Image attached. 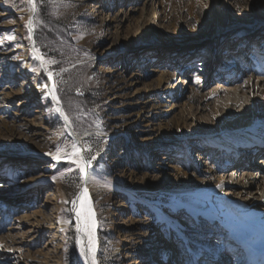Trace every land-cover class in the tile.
Here are the masks:
<instances>
[{
  "label": "rangeland",
  "instance_id": "obj_1",
  "mask_svg": "<svg viewBox=\"0 0 264 264\" xmlns=\"http://www.w3.org/2000/svg\"><path fill=\"white\" fill-rule=\"evenodd\" d=\"M191 1L175 0L169 7L167 1L157 0V12L168 22L164 24L166 34L160 36V43H155L154 34L140 27L141 18L151 12V7H145L140 0H36L33 45L58 82V96L74 131L87 132L83 147L90 150L84 156L97 157L90 186L99 224V264H160L166 255L156 244L159 239L176 242L178 264L201 262L203 255L212 257L215 264H244L227 247L218 225L192 212L188 206L192 197L182 199L169 192L172 188L182 189L191 179L170 176V172L178 167L194 175L198 165L207 160L209 149L204 141L187 145V149L186 145L174 149L161 141L166 133H177L181 122L164 112V106L169 104L166 87L157 90L155 75L150 73L157 63L144 61L156 49L160 53L156 58L158 66L168 72V79L177 82L182 72L194 87L195 115L201 121L208 118L209 109L199 114L200 95L216 84L215 72L223 58L208 64L213 39L203 41L200 48L187 54L176 45L188 32L197 31V15L199 22L205 18L200 9L193 16L184 11ZM28 8L27 0H0V244L25 215L39 216L44 227L40 237L22 244L20 251H15L21 240L14 233L13 243L6 241L8 247L0 248L4 251L0 253V264H17V260L29 256L37 259L29 264H43L48 251L62 256L65 264H81L75 214L71 211V201L78 194V173L69 172L63 162L53 167L55 162L45 155L55 153L57 145L61 149L69 146L64 125L50 101L38 94L30 93L27 105L20 110L2 95L7 92L17 96L21 91L24 76L11 79L2 76L1 70L16 72L26 64L22 48L31 44L25 27ZM238 29H231L234 41L245 39L248 33L246 28ZM207 34L213 35V28H208ZM224 37L226 41L218 44L219 53L227 52L223 44L230 36ZM247 43L254 45L251 40ZM35 68L45 81L44 71ZM245 80L242 75L237 84ZM144 85L148 86L146 92L139 95L137 90ZM142 143L150 145L143 149ZM216 158L210 155L208 164H224L225 157ZM148 186L156 191L154 196L146 192ZM18 191H24L22 199L12 201V193ZM58 220L69 224L59 236L51 229ZM26 232L24 228L21 233L30 237L28 241L33 239L34 235ZM51 240L53 244L47 245ZM208 246L211 247L207 249ZM126 248L129 251L124 256L122 250Z\"/></svg>",
  "mask_w": 264,
  "mask_h": 264
},
{
  "label": "bare ground",
  "instance_id": "obj_2",
  "mask_svg": "<svg viewBox=\"0 0 264 264\" xmlns=\"http://www.w3.org/2000/svg\"><path fill=\"white\" fill-rule=\"evenodd\" d=\"M161 1H167L169 7H172L171 4L175 0ZM140 2L145 7H151V12L141 18L140 27L142 26L148 32L154 34V36L152 35L153 40L155 43H160V36L166 34L167 27L164 24L168 22V19L164 20L157 12V0H140ZM28 6L29 10L26 12L29 21L32 6L30 4ZM199 9L205 15L204 20L201 22H199L197 15ZM176 11H178V8ZM184 11L191 16L194 15L193 12L197 11L196 23L198 27L195 33L188 32L190 34L181 37L176 45L181 46V51H186L187 54L200 48L203 41L208 43L210 39H213L214 43H211L210 49L212 51L208 57V64L210 63V66L216 64L220 57L223 60L219 62L217 72H215L214 82L216 84L214 87H208L209 89L203 91L200 95L202 105L198 108L199 114L209 109L208 118L205 121L199 120L195 115L192 106L195 97L194 87L189 79L182 76V72L178 74L177 82L171 78L168 79V72L158 66L156 58L160 53L156 49L144 61L147 63L155 61L157 63V66L151 69L150 73L155 75L158 83L157 90L166 87L165 93L168 95L169 104L164 106V112L177 116L181 122L177 133L172 135L166 133L168 135L163 136L161 141L166 144L169 143L171 147H176L174 149H178L180 145L183 147L186 145L185 148L187 149V145L194 146L196 141H204L205 146L209 149V151L207 149V160L198 165L197 172L194 175H188L187 172L178 167L170 172V176H185L191 179L190 183L182 189L175 190L172 188L169 192L177 194L182 199L192 197V202L188 204L189 208H192L194 214L207 218V222H214L218 225L220 234L227 242V247L230 251L239 255L240 263L264 264V0H192L188 9L185 7ZM210 27L213 28V35L207 37V30ZM241 27L246 28L248 33L245 35V39L234 41L236 36H233L231 29ZM224 36H230L228 42L223 44L227 52L219 53L218 44L225 40ZM248 40L253 41L254 45H248ZM216 41L219 42L215 43ZM250 47L252 49L248 51ZM34 49L36 48L32 44L22 48L26 53V64L18 68L16 72H11L6 68L1 70L2 76L11 79L24 76L20 85L21 91L17 96H12L7 92L2 95L9 104L19 110L27 105L26 97L30 96V93L38 94L43 100L48 99L53 105V112L57 119L64 125L67 140L70 141V144L73 140L78 141L83 146V139L87 132H75L72 124L70 128L67 127L63 118L56 112V108H62V104L57 105L51 95L45 98V92L52 87V81L49 80L45 72V81L39 78V71L35 66L43 70L46 64L40 52L34 51ZM225 54L227 56L224 57ZM241 54L243 55L241 56ZM226 57H231L229 58L231 60L225 61ZM197 72L201 73V69H198ZM242 75L246 76V80L241 84H237V79ZM45 84L48 85V88L42 87ZM147 87V85H144L143 88L137 90V93L142 95L146 92ZM157 115L159 114H153V116ZM70 144L62 150H70ZM149 145L148 143H142L143 149ZM63 155L64 152L62 151L61 156L63 157ZM210 155L217 158L225 157L224 164L217 167L211 166L208 164ZM186 156H190L189 151H187ZM217 185L222 187L218 188ZM88 190L94 214L96 201L94 194L91 192L90 184ZM146 192L150 196H154L156 193L150 187L148 190L146 187ZM23 193L24 191L12 193L15 194L12 201L19 202L24 195ZM76 207L77 209L80 208L79 201H77ZM75 220V227L77 228L78 221L76 217ZM94 220L96 222L94 239L98 257L97 264H99L100 244L97 241L99 224L95 216ZM43 222L39 216L31 218L30 215H25L19 218L16 226H12L8 235L4 237L5 239L3 238V246L8 247V241L13 243V235L16 233L17 238L20 237L21 245L16 243L18 246L15 247V251H20V247L27 243H33L40 237V232L44 227ZM68 226L69 224L66 222L58 220L54 221L51 229L56 232L55 235L59 236ZM79 226L84 227V220L79 222ZM24 228L27 229L26 233L34 235L30 241H28L30 238L28 235L24 236L21 233ZM78 235L81 238L82 245L86 246L88 237L83 231ZM185 243L187 245V241ZM51 244H53V240L47 243V245ZM156 244L166 255L165 261L160 264H178L176 242L159 239ZM219 246L217 245L218 248ZM209 247L211 246L206 248L209 249ZM117 251L119 252V249ZM128 251V248L122 250L123 255L125 256ZM1 252L4 251L0 250ZM193 252L191 250L190 253L193 254ZM217 254L215 253L214 256L217 257ZM166 257H169L167 261ZM203 257L205 259L201 258L199 260L201 262L196 261L193 264H203L209 261L211 264H215V260L211 259L212 257L210 258L207 255H203ZM80 259L81 264H84L81 256ZM35 260H37L35 257L29 256L24 260H17L16 263L29 264V262ZM43 264L65 263L62 256H54L52 252L48 251Z\"/></svg>",
  "mask_w": 264,
  "mask_h": 264
},
{
  "label": "snow or ice",
  "instance_id": "obj_3",
  "mask_svg": "<svg viewBox=\"0 0 264 264\" xmlns=\"http://www.w3.org/2000/svg\"><path fill=\"white\" fill-rule=\"evenodd\" d=\"M9 0H4V3H8ZM28 4H30L32 7L30 8V12L35 13L36 12V0H27ZM26 28L29 30V39L32 38V17H29L28 23L25 25ZM10 39H13L14 37H9ZM34 51H38V49H34ZM36 58V57H34ZM47 63H55V61H47ZM43 71L48 75V78L50 81H52V87L45 92V98H47L49 95H51L52 99L56 102L57 105L61 104V100L58 96V82L53 79V74L48 70L47 67H43ZM42 87L48 88V85L45 84ZM51 111V109H50ZM56 112L59 113V115L63 118L65 121V125L67 127H71V118L66 112L60 108H56ZM90 149L84 148L80 145L78 141L73 140L70 144V150H62L59 145H57L55 154L51 152H46V156L51 157V161L55 162L52 163V166L55 167L56 164H59L61 162L66 163L68 165V171L69 172H76L78 173V176L76 179H78L79 183L77 184L78 188V194L71 201L73 204V207L71 209L72 212H74L75 217L78 221L77 226V233L84 232V234L88 237V244L86 246L82 245V241L80 236L78 235L76 237V244L79 247L80 256L84 260V264H97L98 257L96 255V247H95V239H94V229L96 227V222L94 220V214L92 211V202L89 199V190L88 185L93 183L94 178V171H93V161L97 159L96 155H91L90 157H86L83 155L85 151H89ZM64 152L63 157L61 156V152ZM73 165L75 168H73ZM53 179H56L53 177ZM218 188L222 187L221 185H217ZM77 201L80 202V208L77 209L76 204ZM65 203H68V201H65ZM81 220H84V227L81 228L79 226V222ZM3 245L0 244V248H2Z\"/></svg>",
  "mask_w": 264,
  "mask_h": 264
},
{
  "label": "water",
  "instance_id": "obj_4",
  "mask_svg": "<svg viewBox=\"0 0 264 264\" xmlns=\"http://www.w3.org/2000/svg\"><path fill=\"white\" fill-rule=\"evenodd\" d=\"M33 13L31 14L32 17ZM31 44L33 45V33H32V38H31Z\"/></svg>",
  "mask_w": 264,
  "mask_h": 264
}]
</instances>
